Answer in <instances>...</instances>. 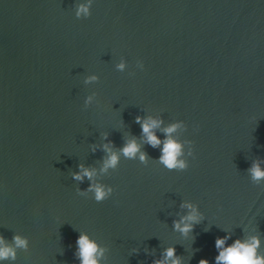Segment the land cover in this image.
Wrapping results in <instances>:
<instances>
[{
    "label": "water",
    "instance_id": "obj_1",
    "mask_svg": "<svg viewBox=\"0 0 264 264\" xmlns=\"http://www.w3.org/2000/svg\"><path fill=\"white\" fill-rule=\"evenodd\" d=\"M91 11L0 0V235L30 241L12 264H79L78 231L108 248L107 264H153L169 246L184 264H213L221 229L235 239L249 222L264 240V186L246 171L264 161V0H95ZM137 115L185 122L186 170L156 163ZM104 132L116 149L136 137L149 160L121 157L98 177L112 195L96 202L71 173L100 168ZM184 200L206 216L187 238L172 228Z\"/></svg>",
    "mask_w": 264,
    "mask_h": 264
},
{
    "label": "clouds",
    "instance_id": "obj_2",
    "mask_svg": "<svg viewBox=\"0 0 264 264\" xmlns=\"http://www.w3.org/2000/svg\"><path fill=\"white\" fill-rule=\"evenodd\" d=\"M95 0H74V15L77 19H86L92 14V6ZM116 69L124 72L127 67V61L122 57L115 65ZM136 67L143 70V61L137 60ZM99 80L95 73L89 74L84 78L85 84H94ZM97 94L92 92L84 98V107L98 103ZM136 123L140 125L143 141L153 148H159L160 155L156 158V163L163 168L171 171H183L189 167L188 157L194 155L192 144L188 139H180L177 135L180 131H186L187 125L183 120H173L164 125L162 118L151 115H137ZM163 125V127H162ZM164 133V138L157 136L156 131ZM105 141L99 147L105 153L99 169L95 167H86L84 164L77 165L78 170L71 173L72 179L82 183L85 179L89 181L88 187L81 189L77 187V194L87 196L96 202L108 199L114 189L111 185L103 183L98 177L101 174H107L110 170H115L120 164L121 157L128 160H138L141 164H148V154L142 151V146L138 143L136 137H130L118 149L113 142L108 139V133L101 134ZM96 145L91 146V150L96 151ZM250 181L258 186H264V161L254 160L246 170ZM180 208L186 210L184 214L179 215V219L172 222L173 231L178 232L182 237L187 238L195 227L206 219L205 214L200 210L197 203L190 200H184ZM211 225H209L210 227ZM205 228V231L209 230ZM78 231V230H77ZM225 233L223 236H217L214 241L216 255L213 264H264V240L257 226L249 224L242 227V235L233 239V233L229 228H222ZM75 240V251L73 253L79 264H107L108 248L101 245L96 239L86 231H78ZM231 242L229 243V241ZM30 247L28 236L20 233H14L11 241L0 235V264L5 262H15L18 250L27 252ZM138 249H133V252ZM62 254V253H61ZM153 264H184L182 257L176 254L175 246H169L163 249L162 258L155 259ZM198 264H209L206 258H201Z\"/></svg>",
    "mask_w": 264,
    "mask_h": 264
}]
</instances>
